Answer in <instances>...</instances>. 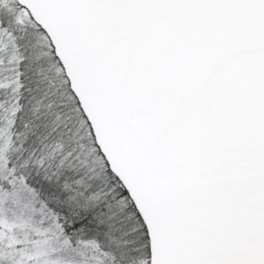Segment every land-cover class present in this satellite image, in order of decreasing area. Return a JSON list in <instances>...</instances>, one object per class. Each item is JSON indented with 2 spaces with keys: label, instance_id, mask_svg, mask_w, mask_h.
<instances>
[{
  "label": "snow or ice",
  "instance_id": "snow-or-ice-1",
  "mask_svg": "<svg viewBox=\"0 0 264 264\" xmlns=\"http://www.w3.org/2000/svg\"><path fill=\"white\" fill-rule=\"evenodd\" d=\"M0 264H264V0H0Z\"/></svg>",
  "mask_w": 264,
  "mask_h": 264
}]
</instances>
